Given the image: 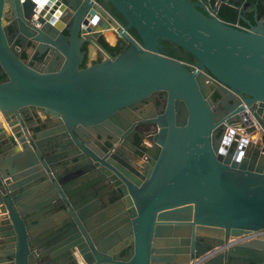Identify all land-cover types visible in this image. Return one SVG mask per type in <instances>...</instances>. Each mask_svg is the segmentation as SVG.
<instances>
[{
    "label": "water",
    "instance_id": "1",
    "mask_svg": "<svg viewBox=\"0 0 264 264\" xmlns=\"http://www.w3.org/2000/svg\"><path fill=\"white\" fill-rule=\"evenodd\" d=\"M105 1L0 0V264H186L264 227V143L223 136L264 130L258 0ZM155 101L124 168L110 149ZM199 264H264V236Z\"/></svg>",
    "mask_w": 264,
    "mask_h": 264
},
{
    "label": "flooded vegetation",
    "instance_id": "2",
    "mask_svg": "<svg viewBox=\"0 0 264 264\" xmlns=\"http://www.w3.org/2000/svg\"><path fill=\"white\" fill-rule=\"evenodd\" d=\"M214 96L215 93H212V97ZM155 98H157V96H154V99ZM156 104L157 102L155 101L153 103V107L147 106L141 109L139 112L134 113L132 115L131 124L137 120L141 121L133 123L124 133L125 136L121 137V139L116 137L112 141H108V139L103 141L106 147L109 149L111 145L118 139V141L112 146L110 150L117 156V153L121 151L120 154H122V156H118L120 160H117L116 162L124 168L132 167L134 169H139L142 163L147 161L148 156L146 154V149H148L152 143V134L154 132L153 129L155 122L154 120L142 119L152 118L158 112ZM46 118L47 117L44 115L41 119ZM111 157L112 155L110 158ZM113 158H115V156Z\"/></svg>",
    "mask_w": 264,
    "mask_h": 264
},
{
    "label": "built area",
    "instance_id": "3",
    "mask_svg": "<svg viewBox=\"0 0 264 264\" xmlns=\"http://www.w3.org/2000/svg\"><path fill=\"white\" fill-rule=\"evenodd\" d=\"M236 95L240 98V101L243 104L242 110L246 114H249L246 104L243 103L242 96L239 94H236ZM40 116L42 117L44 116V114L40 113ZM263 135H264L263 128L251 116H250V122H248L247 124H242L240 121H231V122L225 123L224 129H223V136L226 137V140H225L226 144H229V143L237 144L238 142L243 141V142H248V143L253 142L254 144L258 143L261 145L262 143H264ZM262 236H264V227L248 230L238 235L229 237L222 244L214 245L206 249L202 253L190 257L186 264H199L202 260L214 254L215 252L227 246L228 244H231L236 241H242L245 239H249L253 237H262Z\"/></svg>",
    "mask_w": 264,
    "mask_h": 264
},
{
    "label": "trees",
    "instance_id": "4",
    "mask_svg": "<svg viewBox=\"0 0 264 264\" xmlns=\"http://www.w3.org/2000/svg\"><path fill=\"white\" fill-rule=\"evenodd\" d=\"M98 1H99L102 5H104L105 7H107L108 10H109V5L106 3L105 0H98ZM256 8H257V10H258L260 13L264 14V2H262L261 0H258V1L256 2ZM218 11H219V13H220L224 18H227V19H234V12H233L232 8H231L230 6H228L227 4H225V3L220 4ZM244 15H245V16H249V15H250V12H249V13H245V12H244ZM132 35H134V34H132ZM167 55H168V54H167ZM169 56H171V55H169ZM172 57H174V56H172ZM174 58H177V57H174ZM178 59H179V58H178ZM187 62H192V61H187Z\"/></svg>",
    "mask_w": 264,
    "mask_h": 264
},
{
    "label": "crops",
    "instance_id": "5",
    "mask_svg": "<svg viewBox=\"0 0 264 264\" xmlns=\"http://www.w3.org/2000/svg\"><path fill=\"white\" fill-rule=\"evenodd\" d=\"M262 2H264V0H261ZM225 4H227L228 6H230L231 8H232V10H233V8H234V5H230L229 3H226V2H224ZM239 8L238 9H240V10H242L243 11V13L245 12V13H251V9H252V5H251V1L250 2H247V3H240L239 4V6H238ZM237 8V7H236ZM264 15V14H263ZM111 214V212L108 214V215H110ZM111 217H112V215H110L108 218H106V219H104V221L103 222H100V223H106V221H108V220H110L111 219ZM99 223V220H95V223ZM107 224L109 225V227H110V229H109V231L111 230V231H113L114 229L112 228V225H110L108 222H107ZM105 225V224H104Z\"/></svg>",
    "mask_w": 264,
    "mask_h": 264
},
{
    "label": "rangeland",
    "instance_id": "6",
    "mask_svg": "<svg viewBox=\"0 0 264 264\" xmlns=\"http://www.w3.org/2000/svg\"><path fill=\"white\" fill-rule=\"evenodd\" d=\"M263 140H264V135H263Z\"/></svg>",
    "mask_w": 264,
    "mask_h": 264
}]
</instances>
